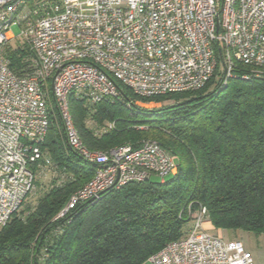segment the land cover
Instances as JSON below:
<instances>
[{
	"label": "built area",
	"instance_id": "2783aa9c",
	"mask_svg": "<svg viewBox=\"0 0 264 264\" xmlns=\"http://www.w3.org/2000/svg\"><path fill=\"white\" fill-rule=\"evenodd\" d=\"M12 26L20 28L17 35ZM17 41L29 48L20 73L5 58ZM216 46L223 83L235 63L264 69V0H0V227L32 189V166L42 159L40 143L51 125L49 94L66 144L96 166L58 217L107 190L175 174V157L154 142L86 149L68 100L114 101L118 85L143 98L199 90L218 66ZM189 216L187 234L147 264H255L241 242L205 230V208Z\"/></svg>",
	"mask_w": 264,
	"mask_h": 264
},
{
	"label": "trees",
	"instance_id": "16d2710c",
	"mask_svg": "<svg viewBox=\"0 0 264 264\" xmlns=\"http://www.w3.org/2000/svg\"><path fill=\"white\" fill-rule=\"evenodd\" d=\"M28 52L22 42L11 43L5 50L9 67L22 72ZM215 53L214 75L196 91L143 98L118 85L114 101L69 97V115L86 149L154 142L175 157L177 169L164 182L152 177L107 190L62 218L58 214L96 166L66 144L49 94L42 159L32 166L24 208L0 227V264H145L187 234L189 213L200 208L206 210L205 230L264 234V69L235 63L223 83L218 46ZM33 189L38 195L32 201Z\"/></svg>",
	"mask_w": 264,
	"mask_h": 264
},
{
	"label": "rangeland",
	"instance_id": "374dc122",
	"mask_svg": "<svg viewBox=\"0 0 264 264\" xmlns=\"http://www.w3.org/2000/svg\"><path fill=\"white\" fill-rule=\"evenodd\" d=\"M10 31L14 34L17 35L20 31V28L17 26H12L10 28ZM222 70V67H220V71ZM220 76H216L215 78V82L217 83L219 80ZM211 87H209L207 89V91H211ZM159 105L155 106V107H148V108H156ZM48 176L43 178V182L46 183L48 182ZM36 189H33L32 191V196L33 199L32 201L36 198V196L38 195V191H36ZM35 192V193H34ZM29 199V198H28ZM24 207H22L23 209ZM206 231L214 236H218L219 235V230H216L212 227L209 226V228H206ZM224 240H229V239H235L239 242L242 243V245L244 246V248L247 251H263L264 250V234H254L251 232H247V231H243V230H237V231H221ZM147 264V263H145Z\"/></svg>",
	"mask_w": 264,
	"mask_h": 264
},
{
	"label": "crops",
	"instance_id": "0c3cea01",
	"mask_svg": "<svg viewBox=\"0 0 264 264\" xmlns=\"http://www.w3.org/2000/svg\"><path fill=\"white\" fill-rule=\"evenodd\" d=\"M208 228H209V226H208ZM218 236L223 238L221 231L219 232ZM229 240H233V239H229ZM249 252L252 254L255 264H264V250L263 251H254V252L249 251Z\"/></svg>",
	"mask_w": 264,
	"mask_h": 264
},
{
	"label": "water",
	"instance_id": "95a60500",
	"mask_svg": "<svg viewBox=\"0 0 264 264\" xmlns=\"http://www.w3.org/2000/svg\"><path fill=\"white\" fill-rule=\"evenodd\" d=\"M220 53V52H219Z\"/></svg>",
	"mask_w": 264,
	"mask_h": 264
}]
</instances>
